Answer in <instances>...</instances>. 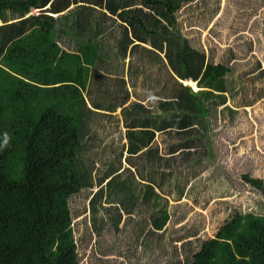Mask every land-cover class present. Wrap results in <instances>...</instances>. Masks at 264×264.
Here are the masks:
<instances>
[{
  "label": "trees",
  "instance_id": "trees-1",
  "mask_svg": "<svg viewBox=\"0 0 264 264\" xmlns=\"http://www.w3.org/2000/svg\"><path fill=\"white\" fill-rule=\"evenodd\" d=\"M195 2L0 0V264H79L69 200L84 189L98 188L89 202L97 233L104 200L115 228L120 211L133 215L140 202L158 213L155 230L167 225L156 191L163 184L143 179L141 171L140 179H123L122 159L125 153L126 162L164 158L151 148L157 131L200 134L216 107L226 104L232 69L207 61L178 25V11ZM169 67L176 83L207 82L211 90L182 86L156 110L146 107L157 80L152 76ZM112 125L125 130L119 132L120 157H104L96 177L94 149L114 136ZM190 140L166 156L189 152ZM244 179L264 193L262 179ZM185 264H264V216L232 214Z\"/></svg>",
  "mask_w": 264,
  "mask_h": 264
},
{
  "label": "rangeland",
  "instance_id": "rangeland-1",
  "mask_svg": "<svg viewBox=\"0 0 264 264\" xmlns=\"http://www.w3.org/2000/svg\"><path fill=\"white\" fill-rule=\"evenodd\" d=\"M257 4L264 0H197L178 11V25L191 43L232 69L226 104L216 107L200 134L157 140L155 147L164 158L156 162L153 156L126 162L124 154L123 179H140L141 171L143 179L154 177L163 184L158 208L169 214L163 230L154 229L152 218L158 213L144 202L133 215L121 210L123 219L115 228L107 212L111 205L104 200L97 233L89 202L98 188L70 198L79 264H185L232 214L264 216V193L244 179L248 175L264 182V7L256 11ZM109 130L114 136L98 141L94 149L96 177L102 175L104 157L110 156V162L115 160L112 152L120 157L124 127ZM189 138L192 150L166 156Z\"/></svg>",
  "mask_w": 264,
  "mask_h": 264
},
{
  "label": "crops",
  "instance_id": "crops-1",
  "mask_svg": "<svg viewBox=\"0 0 264 264\" xmlns=\"http://www.w3.org/2000/svg\"><path fill=\"white\" fill-rule=\"evenodd\" d=\"M38 13H39L38 10H32V12H31L30 15H37ZM129 35L132 38L131 33ZM134 42H135L134 44H142L141 46L149 47L148 44L141 43L140 41H137L136 39H135ZM131 47H132V45H131ZM205 52H206V55H207V61H210L211 58H212L213 60H215L214 61L215 63H219V61H218L219 58L218 57L216 58L213 55L212 52H210L207 49H206ZM131 55L132 54L130 53V49H129V51L127 52V55H126L127 65L129 64V61L131 59ZM162 55L164 56V54H162ZM165 63L167 64V61H165ZM168 69L169 70H164V73L162 72V74H155V75L152 76V78H155L157 80H155V82H154V83H156L154 89L151 92H149V94H146V97H145L146 100H147L146 107L151 108V109H152V107H154V110H156L157 107L159 108L157 102H159V101H166L168 98L172 97L170 95H173L174 93H176L182 86L189 87L194 93L202 92V91H210L211 90L209 87H206L207 82H204V83H202V84L199 85L197 81H192V80H189V79L181 80V79H178L177 78L178 83H176L175 82L176 77H175V75H174V73L172 71H171V74H172L173 78L171 77V79H172V83L173 84L171 85L170 74H169V71L171 69H170V67ZM127 79H128V77H127ZM187 82H193L196 85L197 88L195 89L191 85H188ZM214 93L216 94L217 92H214ZM132 96H133V90H132ZM132 99H134V97H132ZM206 104L208 105V103H206ZM163 108H165V107H163ZM161 110H162V107H160V112H161ZM160 112L158 111V113H160ZM118 113H120V111ZM169 130L170 129H167V130L162 131V132H158L157 131L155 133V136H156L155 137V141L152 144L151 148H154L155 147V142L157 140L161 139L162 137H166L167 136L166 133ZM153 151H155V150H153ZM158 184H160V183L157 182V185ZM156 191L159 193V190L157 188H156Z\"/></svg>",
  "mask_w": 264,
  "mask_h": 264
}]
</instances>
